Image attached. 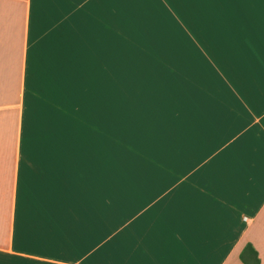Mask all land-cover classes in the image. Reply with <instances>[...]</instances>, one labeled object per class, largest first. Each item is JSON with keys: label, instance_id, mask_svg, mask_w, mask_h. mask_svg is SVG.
Returning <instances> with one entry per match:
<instances>
[{"label": "crops", "instance_id": "crops-1", "mask_svg": "<svg viewBox=\"0 0 264 264\" xmlns=\"http://www.w3.org/2000/svg\"><path fill=\"white\" fill-rule=\"evenodd\" d=\"M0 264H264V0H0Z\"/></svg>", "mask_w": 264, "mask_h": 264}]
</instances>
